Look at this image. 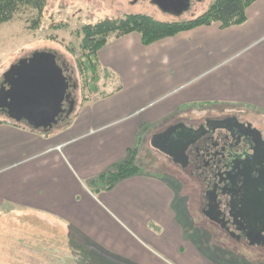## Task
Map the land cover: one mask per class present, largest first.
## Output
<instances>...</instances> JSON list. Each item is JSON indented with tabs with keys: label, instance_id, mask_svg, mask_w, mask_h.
I'll use <instances>...</instances> for the list:
<instances>
[{
	"label": "crops",
	"instance_id": "crops-1",
	"mask_svg": "<svg viewBox=\"0 0 264 264\" xmlns=\"http://www.w3.org/2000/svg\"><path fill=\"white\" fill-rule=\"evenodd\" d=\"M246 14L242 24L200 25L149 45L137 32L110 38L97 53L100 94L51 130L0 116V213L21 214L31 238L16 260L71 262L74 241L85 264L221 263L209 232L189 236L168 178L143 169L107 189L100 177L137 147L139 160L142 145L181 120L152 137L151 125L181 118L186 105L264 113V0Z\"/></svg>",
	"mask_w": 264,
	"mask_h": 264
},
{
	"label": "flooded vegetation",
	"instance_id": "flooded-vegetation-1",
	"mask_svg": "<svg viewBox=\"0 0 264 264\" xmlns=\"http://www.w3.org/2000/svg\"><path fill=\"white\" fill-rule=\"evenodd\" d=\"M36 52H40L37 58L34 57ZM23 59L30 65L19 66ZM20 60L4 72L0 84V103L7 104L5 109L16 113L20 120L8 114L9 117L33 127L56 117L59 121L54 126L64 123L75 110L76 102L69 114L71 101H76L72 87L78 86L66 73V64L61 65L53 50H37ZM56 65L69 80V99L63 102L59 114L51 100ZM32 73L38 74L43 84H30L31 89L26 93L23 84L31 79ZM263 115L239 110L181 120L178 124L184 123L186 127L177 130L176 141L178 147L188 145L185 153L176 151L173 136L168 135L161 141L162 146L173 153L165 154L183 170H188L200 184V213L205 224L221 241H231L238 247L264 249Z\"/></svg>",
	"mask_w": 264,
	"mask_h": 264
},
{
	"label": "rangeland",
	"instance_id": "rangeland-1",
	"mask_svg": "<svg viewBox=\"0 0 264 264\" xmlns=\"http://www.w3.org/2000/svg\"><path fill=\"white\" fill-rule=\"evenodd\" d=\"M212 1L192 0L190 8L182 14L164 11L153 0H46L41 16L37 10L30 7L21 9L12 20L0 22V84L3 83L4 72L13 63L37 50H53L59 57L61 65L66 64L68 68L66 73L72 77V83L78 85L76 88L72 87L73 97L76 99L75 112L82 100L100 94L99 86L103 79V73L98 70L99 68L94 69L89 64L87 51L82 48L84 37L82 28L84 25L105 18H121L132 13L147 14L166 22L189 20L204 13ZM190 106L192 105L189 104L182 108L187 112L181 118H173L162 127L151 125V137L155 130L157 132L162 131L172 122L187 120L189 117L199 118L204 115H216L218 112L228 113L242 110L229 105H217L215 107L195 104L193 107ZM0 111H2L1 118H7L9 117L8 114H11L1 103ZM251 113L259 114L256 111H251ZM247 114H249L248 117L251 116L249 112ZM262 119L264 125V117ZM141 148L138 161L142 168L168 178L175 184L179 193L178 196L182 198L180 200H183L185 215L190 221L189 236L197 235V231H200L205 240V238L209 239V235L212 244L207 245V247L215 249L213 256L219 259L217 261L222 264H264V249L238 247L231 241L223 242L218 238L217 233L205 224L206 222L200 213L202 190L196 179L189 175L188 170H183L180 165L174 163L164 152L153 147L150 142L142 145ZM21 216L19 214L18 218L9 212L0 213V264H24V261L15 259L21 253L20 246L27 245L25 246V253L30 254L31 252V248L28 246L31 238L26 237L28 236L26 231L18 222L22 220ZM23 220L33 221L38 225L44 223L43 220H29L28 218ZM41 229L44 232L45 228L41 227ZM41 229L40 231H42ZM207 232H209L208 235ZM40 249V255L47 254V248L46 251L43 250L44 247L42 246ZM68 252L69 250L66 249L65 254ZM79 252H81L79 246H76L73 241L71 242V262H49L41 259L37 263L85 264V261L81 262ZM211 258L215 259L214 257Z\"/></svg>",
	"mask_w": 264,
	"mask_h": 264
},
{
	"label": "trees",
	"instance_id": "trees-1",
	"mask_svg": "<svg viewBox=\"0 0 264 264\" xmlns=\"http://www.w3.org/2000/svg\"><path fill=\"white\" fill-rule=\"evenodd\" d=\"M255 0H213L209 8L202 14L189 20L166 22L154 17L132 13L121 18H105L95 23L84 25L82 48L89 56L87 61L94 69H98L97 53L112 37H121L137 32L143 44L149 45L165 37L174 36L181 31L190 30L200 25L218 22L221 27L242 24L247 19V8ZM46 0H0V22H8L24 8H32L41 16ZM99 70V69H98ZM97 89V88H96ZM207 105V104H206ZM138 147L131 150L130 157L107 170L101 175L106 188H112L119 180L140 173L142 166L137 160Z\"/></svg>",
	"mask_w": 264,
	"mask_h": 264
},
{
	"label": "water",
	"instance_id": "water-1",
	"mask_svg": "<svg viewBox=\"0 0 264 264\" xmlns=\"http://www.w3.org/2000/svg\"><path fill=\"white\" fill-rule=\"evenodd\" d=\"M153 2L155 4H157L159 7H161L164 11L182 14L185 10L190 8L192 0H153ZM39 53L40 52H36L34 54V57H36V58L39 57V55H40ZM20 61H21V63L19 64V66H24L25 64L28 66L30 65L27 62V60H25V59H23V61L22 60H20ZM31 61H33V60H31ZM16 67H18V66H16ZM54 70H55L54 73L56 75V79H55L56 84L53 86V89L51 90V100H52L54 107L56 109V113L59 114L58 111L61 108L63 102L66 99H69V94H68L69 80L67 79V77L63 76L62 73H60L59 67L57 65L54 67ZM17 74H18V72L16 73V75ZM37 83L43 84V80H41V78L38 76V74L36 75L35 73H32L31 79L28 80L27 82H24V84H23V85H26V87L24 88L25 89L24 91L25 92L27 91L26 93H29L28 89L30 88V84L38 86ZM75 102H76L75 100L71 101V108H70L69 114L72 113ZM1 104L4 106H8L7 104H4L2 102H1ZM10 116L14 119L20 120L19 116H17L16 113H12V111H11ZM58 121H59V117H56L53 120H51L50 122H45L41 126L46 131L51 130L54 127L53 124H55ZM41 126H35V128H40ZM181 127H186V125L184 123L183 124H177V125H174V126L168 128L165 132L155 135L152 138V146L159 149L160 151H162L166 154L172 155L173 153L171 151H168L164 146H162V142H161L168 135H171V136H173V140H175V141H173L175 143V144L173 143V145L176 148H178V149H176V151H179L181 153H185V150H186L188 145L186 146V144H181L182 146L178 147L177 146L178 141H176V140H178L177 130H179ZM170 142L172 143V141H170ZM173 145L171 147L174 149ZM184 145H185V147H184ZM185 166H186V164H185Z\"/></svg>",
	"mask_w": 264,
	"mask_h": 264
}]
</instances>
